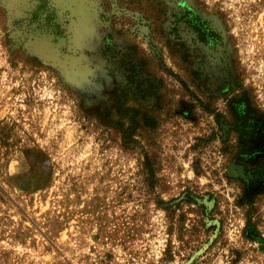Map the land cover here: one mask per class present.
Returning <instances> with one entry per match:
<instances>
[{"label": "rangeland", "instance_id": "1", "mask_svg": "<svg viewBox=\"0 0 264 264\" xmlns=\"http://www.w3.org/2000/svg\"><path fill=\"white\" fill-rule=\"evenodd\" d=\"M239 100L264 120V0H0V264H264Z\"/></svg>", "mask_w": 264, "mask_h": 264}, {"label": "trees", "instance_id": "2", "mask_svg": "<svg viewBox=\"0 0 264 264\" xmlns=\"http://www.w3.org/2000/svg\"><path fill=\"white\" fill-rule=\"evenodd\" d=\"M201 23V22H200ZM201 25H203L201 23ZM197 32L200 35V39L205 41L209 37H213V32L210 28L205 29H197ZM110 51V50H107ZM126 79L128 81V84L135 85L136 91L143 97L145 96V90L141 89V87L137 84L138 80L136 79V72L133 71L132 68L127 70L126 73ZM137 85V86H136ZM231 111V119L229 120L226 116L219 114L217 126H218V132L223 134V137H226V139L223 140V151L226 154L230 153V150H232L233 146L230 145L231 139L230 137L232 134H236L238 136L239 141V147L238 150L239 153L242 155H246L248 161H253V159L258 156V152L260 151V147L258 149H253L251 146H255L253 144V140H263L264 136V120L263 118H260L257 114L253 113V110L249 108V104L247 101L239 100L237 103L233 104L230 108ZM249 112L252 116V119L250 122H243L242 121V115ZM218 136V133H214L213 137L211 136L209 138L210 141H213L214 138ZM201 142H205V140L201 139ZM235 148V146H234ZM250 163V162H249ZM244 166V165H243ZM247 167V166H246ZM245 167V172L249 173V169ZM244 181V180H242ZM245 183V182H244ZM190 200V199H189ZM194 201V200H190ZM252 225V224H250Z\"/></svg>", "mask_w": 264, "mask_h": 264}]
</instances>
